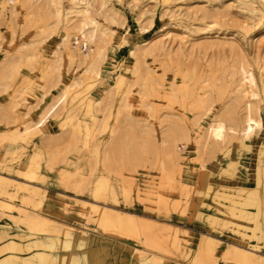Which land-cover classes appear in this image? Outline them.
I'll return each mask as SVG.
<instances>
[{
    "label": "rangeland",
    "instance_id": "374dc122",
    "mask_svg": "<svg viewBox=\"0 0 264 264\" xmlns=\"http://www.w3.org/2000/svg\"><path fill=\"white\" fill-rule=\"evenodd\" d=\"M90 31L92 39L83 40ZM88 54L96 56L99 78L89 89L90 114L84 108L77 118L90 123L92 115L100 132L87 137L81 123L62 131L63 115L49 117L50 141L13 147L8 128L20 126L27 111L36 120L84 74ZM241 71L251 80L262 124L248 138L241 132ZM119 76L120 87L130 89L128 115L119 99L125 93L114 92ZM218 121L223 138H206L204 149L194 151L200 134ZM173 124L185 127L188 140L185 151L178 146L177 154L167 155L164 167L146 153L133 163L113 158L100 166L110 188L96 204L105 200L108 208L142 217L122 236L107 238L153 254L142 262L125 252L118 256L128 264H248L236 247L264 257V231L254 230L264 203V0H0V264H34L29 240L45 243V224L100 236L94 219L79 215L93 202L95 140L108 142L116 128L159 139ZM38 150L53 167L48 174L31 170L43 160ZM29 153L31 165L22 168ZM28 228L36 235L23 236Z\"/></svg>",
    "mask_w": 264,
    "mask_h": 264
},
{
    "label": "bare ground",
    "instance_id": "6f19581e",
    "mask_svg": "<svg viewBox=\"0 0 264 264\" xmlns=\"http://www.w3.org/2000/svg\"><path fill=\"white\" fill-rule=\"evenodd\" d=\"M15 1L16 0H9V3L14 4ZM85 13L83 12V15ZM85 18L93 23V19L90 18L88 14H85ZM84 24L85 23H83V26ZM92 37L93 31H90L83 35V40L90 41ZM99 41L100 39L96 40L95 43L98 44ZM144 54L145 53L143 52L142 55ZM88 58V67L84 71V74L67 84L58 96L53 97V99L51 98V100L49 99L50 103L48 102L44 106V109L39 112L40 116L36 120H33L27 111L19 117L21 120L20 126L16 125L8 128L7 136L12 139L13 147L17 146L19 143L27 144L28 142H32L36 148H39L37 144H46L50 141L51 136L45 135L44 130V126L49 117H60L63 115L64 118L59 121V126L62 131L66 128V125H69L72 128L81 123V125L85 126L87 137L90 136L94 130H99L100 132L101 126L98 122H96L92 115L87 116V118L91 119L90 123H88L87 119H84L83 117L77 118L78 111L84 108H86V112L90 114V111L92 110V101L89 99V89H91L99 78V71L97 65L95 64L96 56H91L90 54L85 55L83 57V61ZM248 77L249 76H245L244 72L241 71V81L244 85L243 92L245 95L243 101V114L241 118L242 138H248L250 135L258 133L262 128L261 120L257 116L252 103L253 93L249 85L251 80ZM121 83H123V77L119 76L116 79L114 92L117 94L125 93L122 96L120 95L119 99L123 101V111H125L126 115H128V111L126 109L129 107L127 98L130 95V89L129 86H125L123 88L120 87ZM42 100L43 98L40 99V101ZM12 112H15V106L12 107ZM233 112L234 108L230 106L227 109V115L231 117ZM9 114L6 115V118L11 119L10 123H14L16 119L12 118ZM86 115L81 114V116ZM198 121L199 119H197L195 123H198ZM197 127L199 128V125H197ZM223 132L224 125L222 121L208 125L205 128V131L200 134L197 139L196 149L194 151L201 152L204 149V140L206 138H210L213 143H218L223 138ZM144 133L146 137H144ZM143 134L138 135L132 131L125 132L123 129L121 130L116 128L112 130L111 138L108 142L102 143L95 140V155L99 163V168L95 173V182L91 188L93 202H88L87 206H82L83 211H86V213L81 211L82 214L79 215L81 217L88 215L87 219L93 218L98 228H100L101 234L100 236H94L87 231L73 226L62 227L63 231L58 232L54 229L55 226L53 224H51L52 226L45 224V228L41 231L49 232L44 236L47 241L45 243L43 242V244H38L39 242L36 237L29 240L32 241L31 243H33L35 247V253L33 254L34 264H113V261L119 259L121 264H128L124 256H118L120 252H125L126 255L132 256L140 262L143 261V258H145L147 254L153 255L152 253L146 252L143 248L132 247L128 244L121 243L119 241L115 242L114 240L107 238V235L109 234L122 236L126 232V228H129L130 225L137 224L138 220L142 218L140 215L130 211L108 208L105 200H103L102 206L96 204L95 202L99 199L106 198L107 192H109L110 188L108 184L109 178L99 171L100 166L106 165L108 161L113 158L119 159L121 162L133 163L140 157L141 153H146L152 155L154 159L158 160V163L164 167L165 163L168 162L167 155L169 153L177 154L176 148L178 146L182 147L183 150H181V152L185 151L186 142L188 140L187 130L185 127L179 126L178 124L167 126L166 130L159 139L155 138L150 132H143ZM13 147L11 149H13ZM37 155L40 158L43 157L41 150H38ZM31 156L32 155L29 153L27 159H25L22 163V168L27 163L31 165ZM31 170L48 174L51 170H53V167L49 164L48 160L43 157L42 161L31 165ZM28 171L29 170L24 171L23 174L27 176ZM165 178L167 179V177ZM131 184L133 185L132 180ZM155 188V196L159 199L160 186H156ZM135 191L136 193H139L142 190L138 188ZM143 193L147 194L145 190ZM72 201L73 200H71V202ZM67 205H69V203ZM105 209H108L115 214L116 223L113 218H111L110 213L105 211ZM257 216L260 219L255 220L254 230L257 232L264 231V203L257 206ZM28 230V235L26 234L23 236L30 237L36 235V233H34L36 232L35 230L29 228ZM136 238L138 241L137 236ZM205 240L213 242V239L210 237H206ZM111 243L115 245V248L117 249L116 253H111ZM134 244L139 246L136 242ZM54 249H57V251H53ZM74 249L81 250L79 253L77 251L73 253ZM233 250L240 253L242 257L248 261V264H264V257L260 258L253 252L236 247H233ZM10 264H14L12 259Z\"/></svg>",
    "mask_w": 264,
    "mask_h": 264
}]
</instances>
